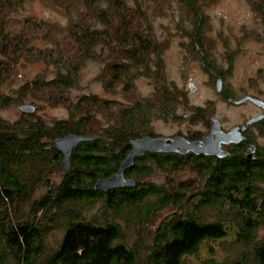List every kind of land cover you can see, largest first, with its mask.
I'll return each instance as SVG.
<instances>
[{"label":"trees","instance_id":"16d2710c","mask_svg":"<svg viewBox=\"0 0 264 264\" xmlns=\"http://www.w3.org/2000/svg\"><path fill=\"white\" fill-rule=\"evenodd\" d=\"M24 1L0 0V111L33 101L35 112L59 104L68 116L47 123L34 112L11 123L0 115V264H190L191 258L198 264H264V159L244 162L236 149L224 159L148 153L124 173L132 187L94 190L98 180L119 170L131 140L160 136L149 126L152 117L187 120L176 111L187 105L186 95L167 86L163 46L154 41L138 3L129 8L125 0H81L76 18L62 29L66 37L43 47L44 37L52 39L60 28L48 29L32 17L12 20L9 14ZM153 1L162 10L163 0ZM177 2L178 13L192 20L189 40L197 53L205 22L201 6L197 0ZM257 11L264 23V8ZM88 59L103 62L99 79L105 91L119 84L135 92L142 78L152 84L151 94L118 107L114 125L101 123L94 116L107 112L108 101L93 94L74 101L66 93ZM199 60L207 67L204 57ZM37 64L52 66L54 76L34 74L12 94L5 91L10 80ZM191 110L190 121L202 119L201 106ZM69 134L98 139L76 147L63 173L52 142ZM183 168L194 174L192 180L176 183L168 176L158 185L149 179L152 171ZM165 210L169 215L157 222Z\"/></svg>","mask_w":264,"mask_h":264},{"label":"rangeland","instance_id":"374dc122","mask_svg":"<svg viewBox=\"0 0 264 264\" xmlns=\"http://www.w3.org/2000/svg\"><path fill=\"white\" fill-rule=\"evenodd\" d=\"M73 1L75 4L71 15L65 11L71 0H25L16 12L9 14V17L12 20L32 17L39 20L40 24L48 23L46 25L48 29L52 26L59 27L60 32H53L52 39H47L46 36L41 41L43 47H54L53 40L66 37L67 34L62 29L70 25L71 16L73 18L77 16L74 10L81 0ZM125 2L129 8H136L138 3L137 6L144 10L147 22L154 33V41L163 46L162 58L167 77L166 84L168 87L175 85L186 95L187 105L178 107L176 111L184 116L190 113L192 106L199 105L204 109L202 119L198 122L190 121L188 118L186 121L176 122L152 117L149 126L153 133L162 137L179 135L178 133L187 135L188 132L204 135L208 131L207 128L212 126L210 118L218 120L221 130H230L256 113V107L250 103L233 105L217 94L215 80L211 81L203 73L197 53L205 55L207 61L210 60L219 66L223 65V68L218 70L223 77V86L232 99L238 100L250 96L264 102V23L257 11L261 6L264 8V0H197L205 21L196 43L199 48L197 53L189 40L191 34L189 31L194 28L191 26L192 20L178 13L177 0L159 1L162 10L153 0H125ZM104 29L102 27V30ZM140 29L143 30L141 27ZM143 32L146 33L144 30ZM96 50L98 53L100 47L97 46ZM102 69L101 60L88 59L79 69L76 85L66 90V93L68 92L67 97L74 101L78 97L90 94L108 101L107 112L101 113L103 116L95 113L94 117L110 126L115 123L118 107L128 105L142 95H150L153 86L148 80L141 78L135 81V92H124L119 84H115V88L107 92L104 90L102 80L99 79ZM24 72L27 75H16L6 84L5 91L8 94H12L14 89L34 74L44 73L45 77L52 78L55 69L52 66L44 67L37 64ZM191 83L193 86L190 87ZM25 103L37 107L33 101L13 103L0 111L1 117L11 123L17 121L22 114L19 107ZM35 113L47 123L68 116V112L59 104L55 107L44 106ZM256 138L259 144L264 145L263 137L259 135ZM168 176L175 178L176 183L194 178L193 173L183 168L175 173L152 171L149 179L161 185ZM169 213L170 210L159 213L157 222L167 218ZM217 252L219 256L227 254L221 250ZM199 256L204 258L206 253L202 251ZM189 263L198 264V261L191 258Z\"/></svg>","mask_w":264,"mask_h":264},{"label":"water","instance_id":"95a60500","mask_svg":"<svg viewBox=\"0 0 264 264\" xmlns=\"http://www.w3.org/2000/svg\"><path fill=\"white\" fill-rule=\"evenodd\" d=\"M249 101L255 105L262 106L264 103L261 100L245 96L239 100H230L234 104H242ZM19 111L25 115H31L35 112V107L28 103L22 104ZM255 120H249L241 127H234L227 132L220 129V123L217 119L212 120V126L208 135L203 136L199 141H189L182 136L167 137H149L136 138L129 142L130 151L120 165L119 170L109 178L98 180L94 184V190L100 192H110L116 189L132 187L133 180L126 178L124 173L131 169L134 165L135 159L142 157L148 153L160 154H177L184 156L187 153L193 155L216 157L218 159L225 158L229 154L221 149L222 145L238 144L242 137L240 132L243 131L249 124ZM97 137L94 136H78L69 134L61 138L53 140L52 145L54 149L61 154L62 159L60 166L62 172L65 173L70 167V157L73 150L82 143L93 142ZM253 148L247 149V156H251Z\"/></svg>","mask_w":264,"mask_h":264},{"label":"flooded vegetation","instance_id":"af4514ba","mask_svg":"<svg viewBox=\"0 0 264 264\" xmlns=\"http://www.w3.org/2000/svg\"><path fill=\"white\" fill-rule=\"evenodd\" d=\"M197 51H199V48H197ZM201 57H204L205 60L207 59V57L205 55H203V54H201ZM201 57L198 56L199 59ZM198 61H199V63H201V67H202V69L204 71L203 73H205V75H207V77L211 81L215 80L216 92L226 102L231 103L233 105H244L246 103H250V104H252L253 106L256 107V113L254 112L255 113L254 115H251V117H249L245 121H243V122H241V123H239V124L234 126V127L241 128L245 124V122H247L249 120H254V119L256 120L257 119V121H254L253 123L249 124L243 131L240 132V135L242 137L241 142H239L238 144L222 145L221 146V149L223 151H226L227 153L229 152V154H231V151H233L234 149L239 150L240 153L242 152L241 154H242V158L244 159V162H251L254 165H256L258 159L259 160H263L264 159V145L259 144L257 142V138H256L259 135L264 138V108L262 106L255 105V104H253V103H251L249 101H246V102H244L242 104H234V103L230 102V100H235V99H232V97L226 92V90H225V88L223 86V77L221 76V73L218 70V68H223V65L219 66L217 64H214L210 60H208V61L206 60L207 67H204L203 64H202L203 61H201V60H198ZM189 86L191 87V86H193V84L191 83ZM251 98H253V97H251ZM196 106H199V105H196ZM193 107L194 106H192V108ZM189 114H194V111H192L190 109V113ZM188 115H184V117L185 118H189V117H187ZM212 119H214V118H210V123H211ZM234 127H232V128H234ZM232 128H230V129H232ZM207 130L208 131L206 132V134L199 136V138H195L193 140H189V139H187V140H189V141H199V140L202 139L203 136H206V135L209 134L210 127L207 128ZM222 131L223 132H227L229 130H222ZM175 136H181V135H175ZM154 137H159V136H154ZM160 137H162V136H160ZM170 137H173V136H169L167 138H170ZM249 147L253 148V152H252L251 156H247V154H246L247 149ZM187 154H192V153H187ZM203 157H207V156H203ZM227 157H225V158H227ZM207 158L218 159L216 157H207ZM221 159H224V158H221Z\"/></svg>","mask_w":264,"mask_h":264}]
</instances>
